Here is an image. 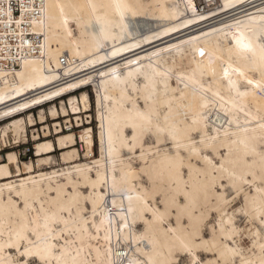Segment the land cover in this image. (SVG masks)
I'll list each match as a JSON object with an SVG mask.
<instances>
[{
	"label": "bare ground",
	"instance_id": "bare-ground-1",
	"mask_svg": "<svg viewBox=\"0 0 264 264\" xmlns=\"http://www.w3.org/2000/svg\"><path fill=\"white\" fill-rule=\"evenodd\" d=\"M128 18L157 28L132 37ZM42 27L47 57L0 71L4 143L69 98L49 109L55 141L41 109L36 162L0 161V264H264V0H47ZM89 85L100 156L87 126L82 162L58 117L90 111ZM56 148L65 166L45 170Z\"/></svg>",
	"mask_w": 264,
	"mask_h": 264
},
{
	"label": "rangeland",
	"instance_id": "rangeland-1",
	"mask_svg": "<svg viewBox=\"0 0 264 264\" xmlns=\"http://www.w3.org/2000/svg\"><path fill=\"white\" fill-rule=\"evenodd\" d=\"M75 22H71L73 27H75ZM153 21H148V20H141V19H134V18H128L127 20V27L130 35L132 37L136 36H141L144 34H147L149 31L156 30L157 26L153 24ZM149 24H152L153 26H149ZM82 90H87L89 92L90 100H91V109L87 113H82L81 118L78 122L75 120V115H71L70 117L72 118V123H66L65 118L62 116L61 111H60V116L59 121L62 122V127L63 131L65 133H73L74 138L76 139V145H74L75 148L78 149L82 162L92 160V158H87L85 156L86 153V146L85 143L83 142L81 135L83 133V129L87 126L92 127L93 129V138H94V155L96 157L100 156V146H99V121H98V111H97V101H96V93L94 90V87L92 85H89L85 87ZM82 90H79L76 92V95H79ZM69 98V95H65L63 98L56 99L55 101L52 102H47L42 108L44 110L45 116H46V124L49 125L50 127V133H49V138L53 139L54 141L57 138V132L55 130V127L53 124L55 123V120L51 117L49 109L53 104H56L57 107L60 109L61 106V100L67 101ZM41 107L40 108H35L32 110V113L36 119V125L35 126H27V137L26 139L22 138L19 142L14 140L11 136L9 137V141L7 143H4V140L1 138L0 135V161H2L3 158H5V155L8 151L14 150L18 153V157L20 161H28V160H34V162L37 161V157L35 155V144L37 140L35 139L34 135L40 134L41 138L44 137V129H43V124H41L39 120V114L41 112ZM24 116L27 115V113L23 114ZM8 120H1L0 125H4ZM72 125L71 129H67L68 126ZM48 131V130H47ZM62 151L59 148H56L55 152L53 153V158L54 162L50 165V168H45V170H50L51 168H60L62 166H65V164L62 161ZM63 164V165H62ZM87 190V189H83ZM228 191L229 196H233L232 193ZM235 205V206H234ZM242 205V201L237 199L235 200L230 208L229 211H233L236 208L240 207ZM233 209V210H232ZM238 213V212H237ZM236 213V223L239 225L241 229V237H240V243L242 246L248 250L254 249L252 245V236H251V231L254 225H257L255 221H250L249 217L243 213ZM239 215V216H237ZM247 216V217H246ZM216 218V213L213 212L212 217L210 218V222L213 223ZM214 219V220H213ZM205 235L209 236V229L207 228L205 231ZM249 246V247H248ZM12 253H16V250L12 249ZM205 254H203V257ZM19 259L22 261L25 259L24 256H19ZM184 257L181 258V263L183 262ZM29 264H42L39 260L36 258L32 257L29 259Z\"/></svg>",
	"mask_w": 264,
	"mask_h": 264
},
{
	"label": "built area",
	"instance_id": "built-area-1",
	"mask_svg": "<svg viewBox=\"0 0 264 264\" xmlns=\"http://www.w3.org/2000/svg\"><path fill=\"white\" fill-rule=\"evenodd\" d=\"M196 2L202 12L222 5V0ZM46 10L47 0H0V71L15 70L27 60L47 57V38L42 27ZM62 63L67 64L68 60L62 59Z\"/></svg>",
	"mask_w": 264,
	"mask_h": 264
},
{
	"label": "snow or ice",
	"instance_id": "snow-or-ice-1",
	"mask_svg": "<svg viewBox=\"0 0 264 264\" xmlns=\"http://www.w3.org/2000/svg\"><path fill=\"white\" fill-rule=\"evenodd\" d=\"M238 44L240 45V47L250 50V45L244 44V43H242V41H238ZM201 55H203V52H201ZM248 83H252V81H248Z\"/></svg>",
	"mask_w": 264,
	"mask_h": 264
},
{
	"label": "crops",
	"instance_id": "crops-1",
	"mask_svg": "<svg viewBox=\"0 0 264 264\" xmlns=\"http://www.w3.org/2000/svg\"><path fill=\"white\" fill-rule=\"evenodd\" d=\"M8 153V152H7ZM6 153V155H7ZM1 155V154H0ZM6 155H5V158L2 159V161H5L6 160ZM11 170L12 171H15V166L13 164H11Z\"/></svg>",
	"mask_w": 264,
	"mask_h": 264
}]
</instances>
